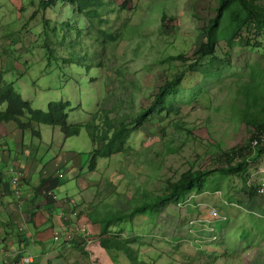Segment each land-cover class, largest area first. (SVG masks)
<instances>
[{
    "label": "rangeland",
    "instance_id": "1",
    "mask_svg": "<svg viewBox=\"0 0 264 264\" xmlns=\"http://www.w3.org/2000/svg\"><path fill=\"white\" fill-rule=\"evenodd\" d=\"M123 1L112 0L106 12L107 26L121 36L94 59V43L73 6L58 0L43 10L39 0H0L3 81L33 108L46 110L48 102L61 100L69 104L68 124L92 122L97 126L94 144L85 127L79 135L64 138L57 127L37 126L44 142L38 155L43 164L50 162L57 169L60 184L55 193L76 204L78 215L71 221L81 217L87 224L90 216L94 222L98 215L132 211L139 199L160 195L167 180L175 181L187 170L224 166L222 154L243 145L251 131L238 118L243 107L240 87L256 80L255 92L263 97L258 102H264V38L252 31L246 35L251 46L232 49L220 41L219 61L185 74L179 91L171 97L177 109L149 117L143 127L124 120L127 134L122 142L128 151L99 158L95 170H88L87 155L100 146L98 135L108 126L109 133L116 130L119 116L134 117L150 103L159 85L179 74L180 61L164 59L197 50L203 41L201 28L216 6L214 0H129L121 10ZM255 1L264 6V0ZM163 13L168 19L162 26ZM43 19H49L50 26L43 28ZM46 38L49 53L42 48ZM246 155L251 158L243 179L213 172L202 194L160 208L158 212L165 210L160 214L161 226L155 228L149 218L156 213L150 211L128 217L129 222L130 218L141 219L145 228L135 229L141 234L157 231L151 234L156 238L153 247L144 249L142 255L136 251L140 257L135 262L264 264V153L254 158L253 151ZM79 183L85 186L83 195ZM260 187L263 192L258 194ZM251 189L255 192L252 198L248 196ZM212 212L218 217H212ZM167 222L183 231L178 234L182 238L179 251L170 257L166 255L170 243L160 234L165 231L168 238L174 236ZM157 253L159 258L149 260Z\"/></svg>",
    "mask_w": 264,
    "mask_h": 264
},
{
    "label": "trees",
    "instance_id": "2",
    "mask_svg": "<svg viewBox=\"0 0 264 264\" xmlns=\"http://www.w3.org/2000/svg\"><path fill=\"white\" fill-rule=\"evenodd\" d=\"M58 0H39L38 5L45 10L51 4ZM65 1L64 4L73 6L74 12L82 17L85 25L86 34L92 39L94 43L93 55L94 59L100 55L102 56L108 49L117 43L119 37L118 31L110 30L107 26V10L112 0H59ZM216 6L214 8V15L207 20L205 25L201 28L203 41L200 43L197 50L190 55H171L164 59L166 62L180 61L182 66L179 74L166 79L157 88L150 103L139 110L134 117L129 114L119 116L118 128L109 133V126L98 135L99 147L89 153L88 170H94L96 161L99 158H109L115 154H125L128 147L124 146L122 139L127 134V127L124 125V120L129 119V123L133 126L143 127L147 124L149 117L161 116L163 112L170 113V109H177L173 106V94L180 89L182 80L187 72L195 71L194 69L203 64L214 63L219 61L217 57V47L220 41H223L226 48H246L251 46L252 40L246 35L253 33L257 37L264 38V6L257 4L255 0H214ZM129 0H124L119 9H124ZM73 18L77 21V16ZM168 19L167 15L163 13L160 17L162 26ZM44 26H50L49 19H43ZM66 28L69 27V21L64 23ZM245 34V35H244ZM95 44L100 45L101 49L95 47ZM261 44L260 46H262ZM49 41L46 38L42 48H46L49 53ZM207 60V62H203ZM221 60V59H220ZM225 61V60H223ZM252 80V79H251ZM256 80L250 83H245L240 87V97L243 107L239 109V121L249 128V137L243 145H236L222 154L225 161L224 166H215L211 169H192L180 174L175 181L167 180L165 182V189L160 195L151 198L139 199L132 211L119 212L109 221L122 220L130 217L133 213L150 211L158 213L161 207L175 201L183 203L190 195H200L205 191V184L208 177L213 173L219 175H235L240 179L247 173V160L251 157V151L258 154L264 153V102L259 101L263 99L259 91L255 92V88L259 86ZM244 90V91H243ZM243 92V94H242ZM0 124L12 122L15 128L19 131L28 132L33 138H40V131L37 126L46 125L50 127H57L64 138L77 136L82 127L87 128V134L94 144L96 140L97 126L92 122L84 124H68L67 110L69 108L68 102L64 101H50L47 103L46 110L33 108L29 101L24 99L11 84L3 81L0 75ZM106 122V121H105ZM256 140L257 144L254 146L252 142ZM51 189V188H50ZM23 194V192H21ZM13 195V194H12ZM250 198L255 196V192L251 189L248 193ZM15 200L20 201L22 197ZM49 202L53 203L50 199ZM106 224L101 228L102 234L106 232ZM111 239H101L100 245L104 249H113L117 246L112 243Z\"/></svg>",
    "mask_w": 264,
    "mask_h": 264
},
{
    "label": "crops",
    "instance_id": "3",
    "mask_svg": "<svg viewBox=\"0 0 264 264\" xmlns=\"http://www.w3.org/2000/svg\"><path fill=\"white\" fill-rule=\"evenodd\" d=\"M43 143L41 135L35 139L28 132L22 133L16 129L12 122L0 124V264H17L24 255L33 257L28 264H116L114 259L120 264H137L135 260L140 256L136 251L142 255L144 249H151V243L156 240L151 234L157 231L151 230L149 234L137 232L136 228H145L139 217L130 218L129 222V218L109 221V217L98 215L94 218L99 220L93 222L90 216L91 221L87 224L85 218L81 217L63 222L58 217L59 206L40 194L44 189L56 191L60 184L55 176L57 169L54 171L50 162L43 164L38 155ZM12 169L21 178L23 194L20 201L15 200L11 192L9 182L10 174L13 176ZM76 178L79 176L76 175ZM78 188L80 195L86 193L82 184L79 183ZM164 211L149 218L155 221V228L161 226L160 214ZM175 219L178 220L177 217ZM104 224L107 229L102 234ZM166 226L169 232H174V236L169 238L165 231L160 232L165 237L164 241L170 243L166 254L170 257L173 251L178 253V244L182 239L178 234L183 231L179 232L181 227L175 223L170 225L167 222ZM54 232H59L58 240L53 239ZM66 235L70 236V240ZM101 239H111L113 242L108 244L117 247L104 249L100 245ZM112 251L115 254L112 255ZM159 254L151 256L149 260L159 258Z\"/></svg>",
    "mask_w": 264,
    "mask_h": 264
},
{
    "label": "built area",
    "instance_id": "4",
    "mask_svg": "<svg viewBox=\"0 0 264 264\" xmlns=\"http://www.w3.org/2000/svg\"><path fill=\"white\" fill-rule=\"evenodd\" d=\"M261 141H264V137L262 138ZM257 141L254 140L252 142V145H256ZM12 173L13 176L11 177V191L13 196H15L17 199H19L20 197H22V189H21V178L19 176L18 172H15L14 169H12ZM256 192L258 194H261L263 192V188H258L256 190ZM41 195L43 198L47 199V200H51L53 202V204L58 205L60 210H59V214L58 217L65 221L68 220V222H70V219H74L77 217L78 212L76 210V204L73 200H71L68 197H63V198H58L57 194L55 193V191L53 189H49V190H43L41 192ZM212 217H218L217 213L212 212ZM70 220V221H69ZM84 231V230H83ZM60 238V234L59 232H54L53 234V239L54 240H58ZM67 240H70V236L66 235ZM33 257L31 255H24L21 256L19 258V261L17 264H28L30 262H32Z\"/></svg>",
    "mask_w": 264,
    "mask_h": 264
},
{
    "label": "clouds",
    "instance_id": "5",
    "mask_svg": "<svg viewBox=\"0 0 264 264\" xmlns=\"http://www.w3.org/2000/svg\"><path fill=\"white\" fill-rule=\"evenodd\" d=\"M44 190H46V189H44ZM49 190V189H48ZM54 190V189H53ZM43 190H41V192H42ZM55 191V190H54ZM257 193V192H256ZM41 194V193H40ZM42 196V195H41ZM65 197H67V196H65ZM69 198V197H68ZM47 200V199H46ZM83 230H84V232H86V229L85 228H83Z\"/></svg>",
    "mask_w": 264,
    "mask_h": 264
},
{
    "label": "bare ground",
    "instance_id": "6",
    "mask_svg": "<svg viewBox=\"0 0 264 264\" xmlns=\"http://www.w3.org/2000/svg\"><path fill=\"white\" fill-rule=\"evenodd\" d=\"M254 146H255V145H254ZM262 187H263V186H262ZM262 187H261V188H262ZM29 254H30V253H29ZM19 257H20V256H19Z\"/></svg>",
    "mask_w": 264,
    "mask_h": 264
}]
</instances>
